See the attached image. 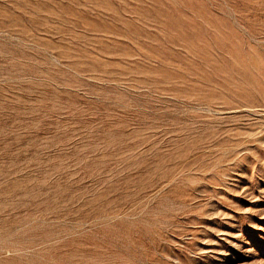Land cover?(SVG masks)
<instances>
[{
  "label": "rangeland",
  "instance_id": "374dc122",
  "mask_svg": "<svg viewBox=\"0 0 264 264\" xmlns=\"http://www.w3.org/2000/svg\"><path fill=\"white\" fill-rule=\"evenodd\" d=\"M0 264H264V0H0Z\"/></svg>",
  "mask_w": 264,
  "mask_h": 264
}]
</instances>
